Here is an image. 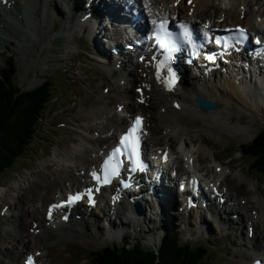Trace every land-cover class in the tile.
<instances>
[{
  "label": "rangeland",
  "instance_id": "374dc122",
  "mask_svg": "<svg viewBox=\"0 0 264 264\" xmlns=\"http://www.w3.org/2000/svg\"><path fill=\"white\" fill-rule=\"evenodd\" d=\"M259 1L262 3L264 0ZM221 2H223V0H221ZM51 6L57 13V15H54L53 18L54 25L56 20L55 17L58 16L61 18V20L57 21L58 26L61 23L59 31L68 27L70 23L68 22L64 24V21L65 17L68 16L69 10L65 8L66 13H63L62 8L55 0H51ZM245 16L247 18H244V20H250L248 19L250 18L249 15ZM101 24H103V22H101ZM59 31H57L56 34L59 35ZM86 33L87 32L82 31L83 35ZM79 35H81V33ZM79 35L75 33V37H77L79 41L81 40L79 48L83 49H77L78 46L76 47V44L72 43L70 47L65 50L61 48V41H59V44L56 45L58 48L53 46L51 54H46L48 57L42 61V63H45H40L39 67L26 65L23 59L26 60V58H30L28 52L25 55L20 56L15 52L13 53L11 49L15 50L14 43L7 44L5 50L0 52V60L2 57H4V61L11 58L14 63L13 83L19 90L23 92L32 91L39 87L45 79H49L54 87V94L51 98L52 100H50L45 111L47 121L41 123L40 131L36 133L34 138V144L31 145L28 153L16 162L13 168L0 176V211L4 206H8V214L13 215L12 217L7 214L2 217L0 216V250H2L1 252L4 253L5 256H7V258H2V256H0V264L16 263L18 259L16 258L13 260V253L19 255V253L23 251H32V247H34L33 245L39 244V241L33 239L31 240L32 237L28 232L33 220H37L39 218V221L42 222L43 219V208L37 207V204L41 203V205L43 204V206H45L46 203L50 202L54 198H58L61 189L64 188L66 190H70L75 184H77L76 187H78L80 181L76 176L77 169L84 167V165L89 167L92 165L96 166L98 163L97 160L95 161V158L102 146L98 145V147H96L93 145V147L92 144H88L86 140L83 139V136L90 138L89 136L92 135V132L90 130H88L87 133L82 132L78 128L82 124L77 127V124L80 123L76 122L75 117L78 119L79 114L86 117L85 115L87 114V109H89L92 104L102 103L98 100L97 96L102 86H109L107 81H112L116 78L107 77L104 75L105 73H102L104 79L106 80L102 81L100 77L95 76V74L91 72V68L94 67L96 63L90 59L91 57H89V54L86 52V46L88 44V52L93 53L92 44L91 42H87L86 44L87 39H81L78 37ZM98 39L99 44L101 43V47L108 46L105 44L103 36L98 35ZM30 42L36 43L35 48L32 50L33 62V60H38L41 57L43 39L39 41L37 40L36 35H31ZM105 53L106 56L103 59L109 60L110 52L106 49ZM78 56L83 58V60L80 61ZM51 58L57 60L54 63H51L49 61ZM126 68L128 69V67ZM101 69L104 68L102 67ZM83 70L87 72H84ZM130 78H132V76H130ZM94 86L99 89V92L94 90V92L92 91ZM73 87H75L76 90ZM258 93L261 94V91ZM110 95L111 97L109 98L111 99L107 102V99L105 98L106 100H104V102L109 103L110 108L112 107L114 109V102L118 101L117 98L119 96V92L114 89ZM155 97L156 96L154 95L152 96L151 103L148 107H141V114H144L145 116L150 115L149 117L151 118V115H153V109H157L156 107L153 108V106H151V104L157 102ZM261 108L264 112L263 105ZM199 112L202 115L207 114L201 110H199ZM247 115L248 112L244 111L241 123H239L235 117V119H232V125H226V128H229V126L230 128L231 126H234L239 130L241 128L242 134H239L240 132L233 133L234 131L230 129L229 132L225 133L223 136V133L217 132V129L214 128L216 134L201 132V136L199 135L201 138L199 139L196 136L198 135L199 126L195 127L193 125H189L190 130L188 132V137L190 140L197 142L201 141V148L203 147L204 152H207L206 155L209 154L207 156L208 160L210 159V155H213L214 159L217 160L216 163L225 165V167L227 166V168L231 169L232 174L240 175L244 178L243 182L238 183L234 180L233 175L226 177V184L230 188L231 193L236 195L237 201L239 199H245L247 201L248 199L257 197L264 201V173L256 176L255 174L248 172L247 160L244 159L240 153H237L241 146L248 145L259 133L264 130V115L263 119L261 117L262 120H260L259 116V119H256L254 125L251 126H249L250 122L247 121ZM102 118L103 117H99L98 119L95 118L93 120L94 122L92 121L89 123L94 124L95 122H102ZM58 122L65 123L62 130L53 127V125ZM149 123L151 127V136L149 139L160 136V133L158 135L156 134V131H159L157 127H161L157 114H155V119H150ZM186 123L188 122L186 121ZM221 127L223 130V122H221ZM90 129L101 130L99 127H91ZM249 129L252 131H247ZM160 132L162 131L160 130ZM96 134H98V132H94L93 136L96 137ZM99 136L104 137L105 134H100ZM50 140H53L56 144L50 143ZM171 141L173 142V150L178 147V149H180L179 151H185V148H182L184 146L181 145L182 143L180 140L173 138ZM83 145L88 147V149L82 158L80 155H72V153L76 150L83 148ZM166 145L171 148L170 141L167 142ZM189 147H192V149ZM195 147H197V144L194 145V143H192L188 145L187 149L191 151L196 149ZM184 151L179 152L180 154L176 152L179 155L177 156L181 158ZM69 155H71V158ZM173 155L176 156V154ZM69 160L71 163L75 162L80 164L84 162V164L79 165L77 168H72L73 163L71 165ZM214 164H211V167L214 166ZM201 166L200 167L203 168V163H201ZM196 167L199 168L198 163L196 164ZM212 168L209 169V172H212ZM226 173H228V170ZM251 183L255 185L254 188L251 187ZM1 185H4V187H1ZM241 203L244 202L241 201ZM243 206L245 205H242L241 207L239 206L237 209L233 207L235 209L232 208V212L229 213L225 211V208H223L222 212L213 209V212H218L220 214L221 220L223 221V223L219 224L221 231H223L221 233L218 232V225L211 222L197 225L193 220H191V222L188 223L190 224L189 226H187V224L184 226L181 223L184 214L183 211L176 210L180 213V217H178V214L175 212L168 211L167 213L171 216L170 224H166L165 221L160 223L159 218H156L150 223L145 221L146 224L144 231L141 233L133 235L131 230V236L128 241L130 244H128V248L138 243L143 250H154L159 247L161 238L165 232L174 231L178 234L180 243H188L192 241V245H205L207 247L206 260L211 264H241L243 258L245 257L243 253H251L248 249L239 251L242 238L248 237L247 231L249 225H247L248 222L246 219L249 216L250 210H257L256 208H258L251 203L249 206L252 209L249 210L248 208L249 211L247 210V213L246 209H244L245 211L241 210ZM230 208L231 205H229V209ZM32 209L35 211L37 210L38 215L36 218H34L32 214L29 215V212ZM147 213L148 212L146 210L145 214ZM168 214L165 216V219L168 218ZM145 216H151V214L148 213ZM191 216H194L193 213ZM122 220H124V217ZM90 222H92V224L90 223L89 227L84 231L81 227H79L84 234L82 242H79V239L77 238L78 236H75L74 240L71 242L66 244H61L59 242L60 244L57 243L49 247L47 252L48 257L51 259L49 262L46 261V258H44L45 264H48V262L49 264H91L92 259L95 257L92 253L99 252L107 246H121L122 242L120 238L122 237H120V234L121 231H123V228H119V231L107 233L104 231L105 224L102 220H91ZM145 222H142V226ZM146 226L149 228H146ZM49 237V241L55 239L54 235H49ZM251 237L252 239H255L258 235H254L252 232ZM262 240H264V234H261V237L256 239L254 243L258 242L261 244ZM23 245H26V247L24 248ZM6 247L9 250H5ZM85 257H87L88 260H86Z\"/></svg>",
  "mask_w": 264,
  "mask_h": 264
},
{
  "label": "bare ground",
  "instance_id": "6f19581e",
  "mask_svg": "<svg viewBox=\"0 0 264 264\" xmlns=\"http://www.w3.org/2000/svg\"><path fill=\"white\" fill-rule=\"evenodd\" d=\"M55 1L60 5L63 13H66L65 8L69 10L68 16L65 17L64 24L68 22L70 24L68 25V27L62 29L61 31H59L61 23L59 26L57 25V21L61 20V18L56 16L55 25L53 22L54 15H57V13L52 9L51 0H8V2H11L13 4L10 9H6L5 7L1 6L0 7V52L5 50L7 44L14 43L15 50L11 49L13 53L15 52L17 55L20 56V55H25L28 52L30 58H26V60L23 59L26 65L27 66L33 65L39 67L40 63H42V61L45 60L46 57H48L46 56V54L49 53L51 54V50L53 49V46L59 44V41H61V48L65 50H67L72 43L76 44V46L79 47L80 41H78L77 38L75 37V33L79 32L76 30L77 29L80 30L83 26L78 21V19L79 16H82V13L80 12L83 11V3H87V0H76L77 4L75 3V0H60V1L55 0ZM174 1L175 0H151L149 6L152 10H154L153 14L156 17H163L166 19L171 18L174 21V24L179 21L187 22L191 26L192 24H194L197 31L204 30V24L206 22L209 23L208 24L209 27L212 28L224 29L227 27L243 26L248 28L250 32H254L253 34L264 35V1L261 3V1L259 0H223V2H221V0H178V3L174 4L175 8L172 6ZM127 5L128 3L126 5L119 4L113 10V12L117 14H122L123 16L127 17L133 15L132 14L133 12L136 13V11H138V9L129 7L131 9V10L129 9L130 12L123 14V10L125 9V7H127ZM240 8H244L243 14L249 15L250 18L248 19L250 20L246 21L244 19L243 20L240 19L239 17V14H241ZM96 9L97 10L94 12V16H97L100 12L98 8ZM143 13H145L146 16L150 14L149 12L147 13V10H144ZM115 18L116 20H118V16H116ZM245 18L247 17L245 16ZM137 26H140V24L138 23ZM95 29L98 32V30L104 28H99L98 25ZM135 29H137V27ZM57 31H59V35L56 34ZM92 32L96 33L94 31ZM206 32H208V29H206ZM98 34L94 35L95 51L92 53V57L93 56L97 57L100 55L101 58H104L106 56L105 50H103L101 47H98L97 44L99 42ZM31 35H36V38L39 41L43 39V48L41 51V57L38 60H33V62H32V58H33L32 50L35 48L36 43L30 42ZM110 59H112L111 56ZM56 60L57 59L51 58L49 61L51 63H54ZM185 60L186 59L180 60L177 65L181 67V65L185 62ZM132 61L133 59L129 56V62L132 63ZM108 62H111V60H108ZM258 62L259 61L257 60L256 62H253V58H250L248 62L249 68L247 70L242 68V66H238L237 64H234L236 65L234 69H233V65H231L228 70L229 72H227L226 74L216 73L217 75H214L207 79L205 78H202L201 80L191 79V81H188L187 76L182 77L177 81L179 88L176 87L175 93L173 94L166 93L161 89L160 90L154 89L153 86L151 91L145 94H152L156 96L155 100H157V102L153 103L152 106L153 108L156 107L157 109H153V115H151V118L155 119V114H157V118H159L161 127L160 126L157 127L159 131L158 132L156 131V134L158 135L160 133L161 137L158 136V137H152L150 139L148 138L145 147L148 148L149 146H153L157 150H160L161 148L165 150V149H169V147H167L166 145L167 142L170 141V145L172 146L173 142L171 140L173 138L178 139L182 143L180 144L184 146L182 148L183 149L185 148V151L184 150L179 151V152L184 151L181 158L186 162L185 164L195 161L194 162L195 171L198 173L200 172L199 173L200 175H202L201 173L204 174L207 180L206 184L212 183L216 185L219 181L218 179L222 177L223 184L221 183V186L226 187L225 174L227 171L226 169L227 166L223 168V170H221L219 174L215 172V167H213V171L211 173L209 172V169L212 168L211 164H214L217 160L214 159L213 155H210L209 160L207 159V156L209 154L206 155L207 152L205 153L203 150L204 148L203 147L201 148L202 146L201 141L197 142L189 139L188 137L189 136L188 132L190 130L189 125H193L195 127L199 126V131L197 133L198 135L196 136L200 139L201 132H209L216 134L214 128L217 129V132L223 133V136L225 135V133L229 132L230 129L234 131L233 133L240 132L239 134H242L241 128L240 130L235 128L234 126H231V128L230 126L229 128L228 127L226 128V125L228 126V124L233 123L232 119H235V117L236 120H238V122L241 123L243 120L244 111L248 112L247 121L250 122L249 126L254 125V122L256 121V119H259V116H260V120H262L264 112L261 106L262 105L264 106V98H263L264 93L263 95L253 93L256 91L264 90V71H263L264 67L262 69H259L257 64ZM130 66L131 65H129V67ZM132 72L128 73L127 75L129 82L127 83V85L123 87L118 86V88H115L119 92V96L117 98L119 102L114 105L115 107L114 110H112L110 107L109 108L106 107L104 103L102 106H98L97 103V104H92V106L89 109H87V114L85 115L86 117H84L81 114L78 115L79 116L78 119L75 117L76 122L80 123L78 124V126L82 124L78 128L82 129L86 133L88 132V130H90L92 133L93 131H97V129L95 130L90 129L91 127H97V128L99 127L101 128V130L100 129L98 130L99 135L105 134L104 137L98 136L97 138L92 135L89 136L90 138L83 136V139L86 140L88 144H92V146L95 145L96 147H98V145L102 146L101 148H103V151H105L112 145V139L115 137L118 130H120L128 121L130 114H133L138 111H142L140 105L136 104L133 101L134 95L131 93V87L134 82L141 83L146 81L139 78V75L135 74V72L133 73ZM115 74L116 72L112 74L111 71H109L107 76L113 77ZM130 76H132V78H130ZM124 77H125L124 73H119V80ZM119 80L117 81L115 80L114 82H118ZM236 81H238L240 85ZM180 87L182 88L180 89ZM109 97H111V95L107 94L106 99L107 100L111 99ZM198 97L203 98L204 102L210 104L216 103V108L211 111L201 110L207 114L204 115L200 114L199 112L200 109L197 108L194 102V99ZM99 99L100 100L102 99L101 96L99 97ZM174 101L179 105V110H175L173 108L172 103ZM116 105L124 106V110L122 113L123 115L116 112V108H118L116 107ZM99 117L100 118L103 117L102 122H95L94 124L89 123L92 122L95 118L98 119ZM186 121L188 123H186ZM221 122H223V130L221 127ZM160 130L162 132H160ZM247 131L251 132L252 130L249 129ZM192 143H194V145L197 144V147H195L196 149L189 151L187 149L188 145ZM159 145H164V146H159ZM189 148L192 149V147ZM87 149L88 147L84 146L80 150H76L74 153H72V155H77V156L80 155L82 158L86 154ZM179 152L178 154H180ZM70 156L71 155H69V157ZM170 162L174 163L173 161ZM197 162L199 164V170L196 169ZM72 163H71L72 168L73 167L77 168L79 167V165L84 164V162L80 164H77L75 162ZM181 163L183 162L181 161ZM201 163H203L204 165L203 168H201L202 167ZM88 167L89 166L84 165V167L77 169V172L79 170H86L88 169ZM166 167H168V164H165L162 167V169ZM228 174L233 175L234 180L237 181L238 183L244 181V178L241 177L240 175L232 174L230 169H228ZM81 180L83 181L86 180V177L84 176L81 177ZM76 186L77 184L73 185L72 186L73 188H71L70 190H66L64 188L61 189L59 195L64 196L66 193L73 191V189ZM251 187L254 188L255 185L251 183ZM112 189L113 188H111L110 190ZM171 194L172 192L169 190L168 192H165L163 194L166 195L165 197L166 204L164 207H168V206L172 207V204H169V202L167 201V198H169ZM105 197H106L105 194H103L100 201H104ZM227 199L229 202L237 201V197L235 195H232L231 193H228V189H227ZM240 200L241 199L237 201L238 203L232 204L231 206L234 207L235 205L237 206L241 205ZM154 201L157 202L156 200ZM251 203L257 206L261 210V213H258L255 216H253L250 213L248 216V224H247V225L250 224L249 227L255 226V228L253 227V234L258 235V237L255 239H249L248 237L242 238V243L239 246L240 247L239 251H243V249H248L251 251V253L240 252L243 253L245 256L241 264H248L250 261L254 260L255 258H259L260 256L264 255V248H263L264 240H262L261 244H259L258 242L254 243L256 239H259L261 237V234L262 235L264 234V201H262L258 197L248 199L247 201L245 200L244 205L247 206L246 207L243 206L241 209H247V207H249ZM145 206H147L148 208L147 211L149 212V214H151V216H145L148 214L147 213L144 214L142 218L129 215L128 214L129 209L127 203L121 204L119 206H115L113 208L114 210L113 213L115 214L116 218L124 217V220L119 222L120 225L118 223L116 224L115 222L112 221V215H113L112 213L110 216L111 220L108 223L109 228L114 231L116 228L124 229L126 226L127 228L136 231V229L140 227V232H143L144 227L142 226V222L148 221L150 223L152 220H154L152 218L153 217L152 215H154L155 211L161 208V205L158 203L147 202ZM206 206L210 207L209 205ZM37 207H42L44 209V206L43 204L41 205V203L37 204ZM214 207H215L214 209L216 208L219 209L217 205H214ZM228 207L229 206H227L225 203L224 208L228 210L229 209ZM159 212L160 215L162 216H164L165 213H167L166 210ZM227 212H232V210H228ZM91 213L92 212L87 213L86 208L83 207V205H78L76 207L75 212L71 214V220L68 226H66L67 224L65 225L63 222L61 224L60 220H57L55 222L56 219L55 216H52L49 220H47V223H45L44 226H41L39 224V218L37 220L36 219L33 220L34 221L33 224H35V222L38 223L39 232L36 231L38 234L37 235L35 234V236L33 237L31 236L32 237L31 240L35 239L36 241H39V244L37 245L35 244V247L32 248L33 251L30 253L33 254V252L36 251L41 252V256L37 260L38 264H45V260H43L44 258H46V261L50 262V258L48 257V252H47L49 247L59 242L61 244H66L68 242H71L72 240H74L75 236H78L77 238L79 239V242H82L83 241L82 238L84 236L82 232L89 227L90 223L92 224V222L90 221L92 219H94L95 221H97L98 219H102L101 216L96 217L94 216V214L90 215ZM31 214L34 218H36L38 215L37 210L35 211L32 209L29 212V215ZM189 214H191V212ZM75 215H81L79 221L74 220ZM8 216L12 217L13 215L8 214ZM107 218H108L107 216H104L103 221H105ZM212 218L217 225L223 223L222 220L217 219V217L214 215ZM190 220H194L196 223L197 217L190 216L187 222H189ZM205 221L206 220L200 218L199 225L205 224ZM145 224L146 222L143 225ZM79 227H81L83 231ZM104 231L109 233L107 230ZM49 235H54L55 239L49 241L50 240ZM23 246L24 248L26 247V245ZM6 249L8 248L6 247L5 250ZM1 251L2 250H0V256H2V258H7V256H5V254L2 253ZM28 253L29 252L26 251L21 252L20 255H16L15 253H13V260H15L16 258L18 259L17 262L14 264H19V262L22 259H24L25 258L24 256L27 255Z\"/></svg>",
  "mask_w": 264,
  "mask_h": 264
},
{
  "label": "trees",
  "instance_id": "16d2710c",
  "mask_svg": "<svg viewBox=\"0 0 264 264\" xmlns=\"http://www.w3.org/2000/svg\"><path fill=\"white\" fill-rule=\"evenodd\" d=\"M13 65L8 58L6 67L0 68V176L28 153L53 92L48 79L32 91L16 88ZM239 150L249 168L259 175L264 173V130ZM206 251L202 246L182 244L177 234L167 233L156 252L135 246L106 247L92 253L91 264H211L206 261Z\"/></svg>",
  "mask_w": 264,
  "mask_h": 264
},
{
  "label": "snow or ice",
  "instance_id": "6c2138e0",
  "mask_svg": "<svg viewBox=\"0 0 264 264\" xmlns=\"http://www.w3.org/2000/svg\"><path fill=\"white\" fill-rule=\"evenodd\" d=\"M170 34L167 33L166 31L163 33V38H161L159 35L157 37V42L161 45V46H169L171 44V40L169 39ZM126 139V138H125ZM121 143H124V140L122 139ZM117 152L120 151V149L116 150ZM135 170V169H133ZM141 170H142V166H141ZM113 171H115L113 169ZM29 264H31V258H29Z\"/></svg>",
  "mask_w": 264,
  "mask_h": 264
},
{
  "label": "water",
  "instance_id": "95a60500",
  "mask_svg": "<svg viewBox=\"0 0 264 264\" xmlns=\"http://www.w3.org/2000/svg\"><path fill=\"white\" fill-rule=\"evenodd\" d=\"M197 103L199 107L203 110H214L216 108V104L204 102L202 99H197ZM137 213L140 214V211L138 210Z\"/></svg>",
  "mask_w": 264,
  "mask_h": 264
}]
</instances>
